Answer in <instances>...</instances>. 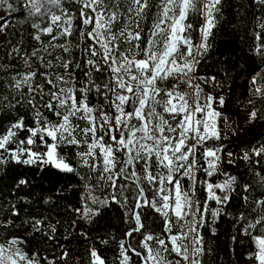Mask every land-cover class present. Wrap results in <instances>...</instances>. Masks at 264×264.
I'll return each mask as SVG.
<instances>
[{"label": "snow or ice", "instance_id": "1", "mask_svg": "<svg viewBox=\"0 0 264 264\" xmlns=\"http://www.w3.org/2000/svg\"><path fill=\"white\" fill-rule=\"evenodd\" d=\"M222 3L16 0L14 5L10 0H0L9 14L22 11L24 22H31L32 38L40 45L23 54V71L0 62L5 75L2 83L12 93L3 95L7 102L4 109L18 110L27 105L35 112L34 125H26L24 117L19 116L0 133V165L15 162L42 168L50 164L77 174L80 168H86L87 173L81 177L85 180L83 208L71 203L67 208L82 213L88 222H94L93 217L99 220L110 205L124 210V222L133 226L123 235L131 238L139 233L141 238L136 246L121 239L119 264H204L206 252L200 228L206 222L208 201L231 207L235 191L243 193L235 211L236 223L249 248L246 258L251 264H264V192L257 193L250 203L253 186L249 182L241 185L236 176L224 173L226 179L220 183L201 182L207 192L203 207L195 198L200 168L196 157L201 147L206 175L211 177L220 171L218 151L208 146L210 140L221 138L216 98L203 92L199 84L193 85L192 80L211 47L209 40L223 12ZM192 12L203 16L199 43L187 34L193 27L187 23ZM256 19L259 22L253 26L254 41L249 51L264 61V18ZM7 29V18L0 17V32ZM42 34L51 37L48 43L41 39ZM12 35L8 32L5 58L21 54ZM61 39L63 43H56ZM202 79L220 83L215 76ZM170 80L175 82L161 86ZM181 84L195 88L194 101L180 90ZM250 91L264 97V68L251 74ZM220 103H224L223 97ZM41 109L51 112L56 120ZM257 118L259 112L253 108L249 120ZM61 146L75 148V164L60 154ZM253 152L259 163L264 147ZM244 158L249 159L248 152ZM257 175L264 186V173ZM183 177L192 185L182 188ZM26 183L19 179L17 187ZM97 191L100 196L94 194ZM9 210L12 218L0 224L5 229L13 227L19 217L15 205ZM212 215L220 216V209L213 208ZM28 223L21 221V226ZM71 225L75 227L77 221H71ZM30 227L46 240L54 239L57 233V227L45 225L42 217L31 218ZM3 239L0 264H44V260L53 264L47 257L41 260L38 252L30 253L18 234L6 232ZM68 255L67 251L61 253L63 258ZM132 255L138 260L133 261ZM90 256V264H106L95 248Z\"/></svg>", "mask_w": 264, "mask_h": 264}, {"label": "trees", "instance_id": "2", "mask_svg": "<svg viewBox=\"0 0 264 264\" xmlns=\"http://www.w3.org/2000/svg\"><path fill=\"white\" fill-rule=\"evenodd\" d=\"M12 2L15 3L16 0ZM64 2L68 3L69 0ZM222 8L223 12L217 19L214 34L210 36L211 47L202 58L195 77L202 79L215 76L216 81L220 83H213L211 79H208L212 84V94L234 98L236 101L247 99L248 103L252 101L251 104L249 103L250 110L256 108L259 112L260 118L249 120L248 126L244 128L240 137L233 140L208 142L209 147H223L235 157L232 162L220 164V171L211 178V182L216 183L221 180L225 176L224 173L236 176L241 185L249 182L253 186V190L249 193L251 203L257 193L264 192L260 176L257 175V173H264V155L259 157V163H257V157L253 152L255 148L264 147V97H257L250 91L251 74L264 68V61L249 51V45L254 41L253 26L259 22L256 18H264V2L262 0H223ZM7 20V31L0 32V62L14 65L15 70L23 71L25 58L23 54L30 53L33 48H38L40 45L32 38L31 22H24L22 11L14 12ZM187 23L193 26L187 34L199 43L203 16L192 12L189 14ZM8 32H13L11 39L20 45L19 56L13 53L5 58ZM41 39L48 43L51 37L42 34ZM73 39L75 40V37ZM63 42V39L56 41V43ZM76 55L79 58L78 50ZM50 58L54 59V56ZM241 69L243 71H240ZM243 78H245L244 81H242ZM4 79V71L0 69V133H3L10 122L19 116L24 117L26 125H34L35 112L29 106L19 107L18 110L4 109V104L7 102L3 101V95L12 94L2 83ZM41 111L51 120H56L51 112L46 109ZM20 138H23V134ZM58 151L75 164L74 147L64 146ZM245 152L249 153V159L244 158ZM87 171L86 168H80L79 174L68 173L50 164L42 168L15 162L0 165V224L5 218H12L9 210L11 205H15L19 210V217L15 219L13 227L5 229L0 226V243L5 242L3 237L7 232L18 234L25 241L24 247L30 253L38 252L41 260L47 257L53 261V264H90L92 259L90 251L93 248L106 261V264H119L121 239L125 244L131 242L133 246H136L141 238L139 233H134L131 238L123 235L125 230L133 226L124 222V210L119 205H110L106 214L99 220L93 217L94 222H88L83 219L82 213L78 214L67 208L69 203L83 208L81 194L85 191V180L81 177ZM19 179H25L27 183L17 187ZM187 187H189L188 182L185 181L183 188ZM197 189L198 197L205 201L204 190L199 186H196ZM108 191L111 192V189ZM94 194L101 195L100 191ZM242 195V191L233 192L232 206H223L218 217H213L211 208L207 211L206 222L200 228L206 252L203 257L204 264H247L246 253L249 248L246 238L240 231L241 226L236 223L238 213L235 211L237 202L242 203ZM224 208H227V212ZM33 217L44 218L45 225L49 223L55 225L57 227L55 238L46 240L42 233H33L30 227ZM24 220H28L29 223L21 226V221ZM73 220L77 221L75 227L71 225ZM156 223L159 224L161 221L157 220ZM213 228L215 232L212 231ZM49 234L51 235L50 232ZM233 236L237 239L233 240ZM242 242L244 247H241ZM208 249H211L210 253ZM62 251L69 253L67 258L61 256ZM174 255L172 254L170 258ZM131 259L138 260L134 255ZM44 264H47V260H44Z\"/></svg>", "mask_w": 264, "mask_h": 264}, {"label": "rangeland", "instance_id": "3", "mask_svg": "<svg viewBox=\"0 0 264 264\" xmlns=\"http://www.w3.org/2000/svg\"><path fill=\"white\" fill-rule=\"evenodd\" d=\"M10 2H12V0H10ZM12 3L15 5L14 2H12ZM13 13L9 14L8 10L4 6L0 5V17L8 18ZM200 38H201V32H200ZM200 38H199V42H200ZM244 80H245V78L242 79V81H244ZM174 82H175L174 80H170V81L164 82V84H162L161 86L162 87L170 86L171 83H174ZM192 84L193 85L199 84L200 88L203 90V92L212 93V86H211L212 84L208 80H207V82H205V80L197 79L195 77L192 80ZM180 90L186 91L188 93V99L190 101H194V99H195V88L194 87L189 88V87H187V85L181 84ZM213 96L216 98L215 103H214V107H215L216 111L220 113V118H219L218 123H219L220 132H221V138L219 140H233L235 138L240 137L244 128H246L248 126V123H249V113L251 112V110L249 108V103H248L247 99H241V100L236 101V100H234V98H227L225 96H215L214 94H213ZM220 97L224 98L223 104L220 103ZM201 102H203V95L201 96ZM110 111H113V114H114V110L110 109ZM80 123H81V126H83V122H80ZM210 141H218V140L212 139ZM61 147H64V146H61ZM215 148L217 149L218 155L220 157V164H222L224 162H232L235 160L234 155L233 154L229 155L230 152L225 150L223 147L216 146ZM196 158L200 164V168H199V171L196 173L197 180H196L194 186H195V188H196V186H199V188H202L204 190L205 200H206L207 199V192L205 191L206 184H203L201 182L202 181L211 182V178L217 172H214L211 177H208L206 175L205 168L207 167V165H206L204 157H203V147H201L198 150ZM180 179H181L182 188L185 184V181L188 182V186L192 185V181H190L187 177H183ZM224 179H226V176H224L221 180L217 181L216 183H220ZM197 191H198V189L196 190V197L195 198L200 200L201 207H203L204 201H202V199L198 197ZM208 205H209L208 211L210 208L211 209H213V208L220 209V212L223 209V206L217 205L214 200H209ZM247 264H251V261L248 260Z\"/></svg>", "mask_w": 264, "mask_h": 264}]
</instances>
